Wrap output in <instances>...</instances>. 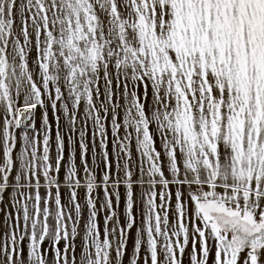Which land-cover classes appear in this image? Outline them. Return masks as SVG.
<instances>
[{
    "label": "snow or ice",
    "instance_id": "6c2138e0",
    "mask_svg": "<svg viewBox=\"0 0 264 264\" xmlns=\"http://www.w3.org/2000/svg\"><path fill=\"white\" fill-rule=\"evenodd\" d=\"M0 264H264V0H0Z\"/></svg>",
    "mask_w": 264,
    "mask_h": 264
}]
</instances>
